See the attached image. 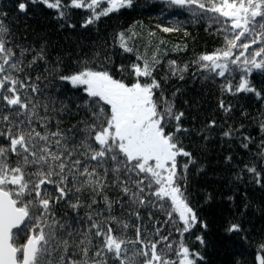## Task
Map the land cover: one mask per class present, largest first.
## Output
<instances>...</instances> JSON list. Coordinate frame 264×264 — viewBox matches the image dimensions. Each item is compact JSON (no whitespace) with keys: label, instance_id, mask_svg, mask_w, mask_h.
Returning a JSON list of instances; mask_svg holds the SVG:
<instances>
[{"label":"snow or ice","instance_id":"obj_1","mask_svg":"<svg viewBox=\"0 0 264 264\" xmlns=\"http://www.w3.org/2000/svg\"><path fill=\"white\" fill-rule=\"evenodd\" d=\"M168 2L187 7L196 19L207 18L212 24H219L218 32L225 34L224 47L211 54H201L193 63L202 71L223 78L238 72L235 92L231 80L223 85V90L233 94L254 93L258 99L264 98L250 80L254 73L264 75V0ZM38 3L58 10L59 18L66 16L65 7L89 9L90 15L82 25L87 26L102 16L132 7L133 0H70L67 6L62 0H16L14 6L19 13L27 14L29 5ZM104 4L106 7L98 10ZM174 30L163 28L165 32ZM9 33V28L0 21V123H6L7 127L0 137L8 142L0 144V264H109L110 261L111 264H198L203 261L200 252L190 250L183 239L177 247L168 242L169 236L160 235V227L149 232L140 211L148 212L149 221L153 219L152 210L166 213V223H174L178 217L183 227L176 230L181 237L197 224L205 230L208 227L190 206L182 186L187 181L189 166L197 161L180 138V134L189 132L181 123L184 112L176 111L174 101L167 100L162 91L159 101L155 96V91L161 89V83L153 75L159 63L155 56L151 62L145 60L142 66L131 65L135 75L131 84L123 78H114L106 68L97 70L89 66L88 62H82L75 72L59 75L61 82L83 93L77 97L82 103L76 107L90 113L93 122L81 120L65 130L57 119L52 130L53 117L47 113L49 104L56 101L46 96L42 99L47 85L45 89L40 87L39 75L33 80L28 74L23 78L14 74L26 73V68L46 60V50L41 47L25 65V55L34 50L17 45L20 48L17 56L8 46ZM120 41L124 51H133L123 33ZM253 45L260 47L252 49ZM237 48L241 50L234 55ZM250 49L251 55H246ZM169 65L172 75L179 74L183 80L187 65L181 68L176 61H170ZM118 70L127 71L123 66ZM141 77L146 79L141 81ZM220 108L225 113L231 111V105L226 107L223 101ZM51 111L70 114L69 104L60 102ZM215 126V120L207 124L208 129ZM260 128L264 131V122ZM235 131L229 126L222 135L232 138ZM202 138L209 139L207 135ZM244 140L250 142L251 137ZM242 146L248 148L249 144ZM10 154L18 158L15 166L10 162ZM180 156L187 158L182 165L183 173L178 171ZM260 156L264 158V141ZM231 159L226 157L228 162ZM244 170L253 174L256 184H261V173L255 166L245 165ZM198 171H203V167ZM48 185L53 186L52 191ZM110 189L118 190L127 200H113L107 194ZM100 197L103 208L99 207ZM207 199L211 200V195ZM60 202L72 209V217L57 214ZM117 204L122 210L131 209L129 219L134 216L140 221L135 226V239L117 234V230L127 233L133 227L129 220L114 214ZM81 209L86 210L84 216L79 214ZM241 230L238 223L226 229L228 233ZM21 234L26 238L18 244ZM156 236L158 240H154ZM196 240L201 245L205 243L202 235L196 236ZM160 244L164 248L158 252ZM173 250L177 261L167 258L166 252ZM75 255L80 258L73 259ZM255 260L256 264H264V244L260 245Z\"/></svg>","mask_w":264,"mask_h":264},{"label":"trees","instance_id":"obj_2","mask_svg":"<svg viewBox=\"0 0 264 264\" xmlns=\"http://www.w3.org/2000/svg\"><path fill=\"white\" fill-rule=\"evenodd\" d=\"M62 3L67 6L70 0H62ZM15 4L16 0H0V21L10 30L8 46L13 48L17 56L20 54L17 45L34 50L25 55V65L41 47L46 50V60L37 61L31 69L26 68V73L14 74L21 78L28 74L33 80L39 75L41 80L37 83L40 87L45 89L47 85L42 99L46 96L56 101L49 104L47 113L53 117L50 121L52 130H55L57 119L65 130L81 120L93 122L90 113L76 107L82 103L77 97L83 93L61 82L59 75L75 72L82 62H88L89 66L97 70L106 68L114 78H123L131 84L135 82L131 65L137 63L142 66L145 60L151 62L155 56L159 63L153 75L161 83V89L155 91V96L159 101L162 91L167 100L174 101L176 111L184 112L181 123L189 132L180 134V138L197 161L195 165L189 166L187 181L182 186L190 206L208 227L205 230L197 224L181 237L176 230L183 227L178 217H175L174 223H166V213L152 210L153 219L149 221L148 212L140 209L143 223L149 232L160 227V235L169 236L168 242L177 247L183 239L190 250L198 251L204 257L198 264H256L255 257L260 245L264 244V158L260 156L261 142L264 141V131L260 128L264 122V98L258 99L254 93L233 94L223 90V85L231 80L235 92L240 78L238 72L223 78L210 75L193 63L201 54H211L224 47L225 34L218 32L220 25L212 24L207 18L196 19L187 7L171 5L168 0H133L132 7L102 16L87 26L82 25L90 15L89 9L65 7L66 16L59 18L58 10L49 9L43 4H30L27 14L19 13ZM103 7L106 4L98 7V10L102 11ZM165 27L176 30L165 32ZM121 33L133 51L126 52L120 46ZM258 47L260 45H253L252 49ZM240 50L234 49V55ZM246 55H251V49ZM170 61H176L181 68L187 65V71L182 73L183 80L179 74L172 75ZM121 66L127 71L120 72L118 69ZM140 79L144 81L146 78ZM250 80L264 97V75L254 73ZM173 93L176 95L173 96ZM221 101L226 107L231 105L229 113L220 108ZM60 102L69 104L70 114L51 111L54 107L58 108ZM41 114H44L43 109ZM211 120L216 121V126L208 129L207 124ZM229 126L236 130L233 137H223L222 133ZM6 130V123H0V132ZM204 135L209 139L204 140ZM244 137H251V141H245ZM79 139L77 135V143ZM7 143L0 137V144ZM244 143H248L249 147L244 148ZM228 156L232 157L230 162L226 161ZM17 159L10 154L13 166ZM177 162L181 166L178 171L183 173L182 165L187 162V158L177 157ZM245 165L256 167L261 173V184H256L253 174L244 170ZM201 166L203 171H198ZM237 175L243 178L238 180L235 178ZM47 188L52 191L53 186L48 185ZM107 194L113 200H127V197L120 196L118 190L110 189ZM53 195L56 193L53 192ZM209 195L211 200L207 199ZM98 199L99 207L103 208L102 197ZM245 205L248 207L245 208ZM56 211L60 216L65 213L69 217L74 215L64 202L59 203ZM85 211L81 209L80 216H84ZM130 211L127 207L122 210L119 204L114 206V214L129 220L133 225L127 233L117 230V234L135 239V226L140 221L134 216L129 219ZM232 223L240 224L242 230L228 233L226 229ZM199 235L203 236V245L196 240ZM25 238L21 234L17 243L22 244ZM158 239L159 236L154 237V240ZM162 248L163 244L158 245L157 251ZM166 255L173 261L178 259L174 250L166 252ZM72 258L78 260L80 257L75 255Z\"/></svg>","mask_w":264,"mask_h":264}]
</instances>
